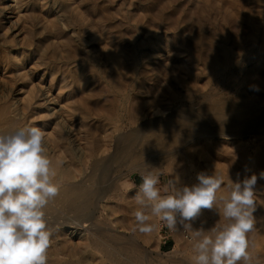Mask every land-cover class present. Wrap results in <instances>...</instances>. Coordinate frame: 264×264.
Returning a JSON list of instances; mask_svg holds the SVG:
<instances>
[{"label":"rangeland","instance_id":"rangeland-1","mask_svg":"<svg viewBox=\"0 0 264 264\" xmlns=\"http://www.w3.org/2000/svg\"><path fill=\"white\" fill-rule=\"evenodd\" d=\"M20 92L36 105L32 121ZM1 106L12 123L0 120V133L31 125L52 135L44 142L56 179L92 173L85 189L95 208L51 201L45 211L61 223L84 219L91 229L73 236L68 225H54L48 262L75 264L98 239L123 264H193L194 242L179 220L173 230L148 213L155 230L138 231L133 197L147 165L161 173V188L169 179L182 188L201 172L220 175L218 195L228 194L229 179L256 174L248 251L252 264H264V0H0ZM166 117L183 126L189 143L131 158L132 138ZM196 129L207 137L194 138ZM222 222L216 208L202 209L192 228ZM90 251L87 264H112L100 249Z\"/></svg>","mask_w":264,"mask_h":264},{"label":"clouds","instance_id":"clouds-1","mask_svg":"<svg viewBox=\"0 0 264 264\" xmlns=\"http://www.w3.org/2000/svg\"><path fill=\"white\" fill-rule=\"evenodd\" d=\"M139 175L142 183L133 197L139 232L155 230L148 213L173 230L179 220L194 242L193 264H252L248 234L255 223L256 174L229 179L227 195H218L224 180L217 174L201 172L198 183L182 188L175 179L158 187L161 173L147 165ZM55 176L40 128L25 125L0 134V264H48L53 231L45 209L60 191ZM212 208L223 222L209 231L193 229L202 209Z\"/></svg>","mask_w":264,"mask_h":264},{"label":"bare ground","instance_id":"bare-ground-1","mask_svg":"<svg viewBox=\"0 0 264 264\" xmlns=\"http://www.w3.org/2000/svg\"><path fill=\"white\" fill-rule=\"evenodd\" d=\"M4 66V65H3ZM12 67V66H11ZM20 72V71H18ZM21 93V92H20ZM20 95V94H19ZM57 97V96H56ZM51 99V98H50ZM54 99V98H52ZM59 99V98H58ZM58 99H54V100H58ZM20 101V104H21V107H23L22 109H24V115L26 118H28V120L32 121L33 117H34V105L32 104V98L27 95V92L26 94L25 93H21V98L19 99ZM222 101V100H221ZM57 102V101H56ZM55 102V103H56ZM213 102V101H212ZM229 102V101H228ZM234 103V102H233ZM206 104V103H205ZM222 104V103H219L218 106ZM236 104V103H235ZM59 105V103H58ZM209 105V104H208ZM241 105V104H240ZM65 106V105H64ZM63 105H60V108H64ZM206 106V105H204ZM211 106V105H209ZM213 106V105H212ZM227 106L229 107V105L227 104ZM231 106L232 103H231ZM245 106V105H244ZM2 107V106H1ZM207 107V106H206ZM237 107L238 104H237ZM236 107V108H237ZM54 108V107H53ZM219 109V107H217ZM226 108V107H225ZM224 108V109H225ZM233 108V107H232ZM247 108V107H246ZM203 109V108H202ZM208 109V108H207ZM216 109V108H215ZM223 109V110H224ZM229 109V108H228ZM231 109V108H230ZM240 109V108H239ZM242 109V108H241ZM6 110H7V107L6 106H3L2 108H0V120H4L6 121L5 123H9L11 124L12 122H10L9 118H8V115L6 113ZM210 110V109H209ZM245 110V109H244ZM221 111V109H220ZM247 111V109H246ZM207 112V111H206ZM214 112V111H213ZM218 112V111H217ZM227 112V111H225ZM234 112V111H233ZM61 113V112H60ZM224 113V112H222ZM228 113V112H227ZM226 113V114H227ZM68 114V112L66 113ZM209 113H207L208 115ZM225 114V113H224ZM232 114V113H231ZM241 114V113H240ZM246 114V113H245ZM11 115V114H10ZM63 115V114H62ZM69 115V114H68ZM229 115V114H228ZM219 116V112L216 113L215 111V114L212 115V119H215L217 118L218 120H220V116ZM225 116V115H224ZM230 116V115H229ZM235 116V115H234ZM248 116V115H247ZM246 116V117H247ZM209 117V116H208ZM221 117H223L221 115ZM226 117V116H225ZM250 117V116H249ZM230 119V117H229ZM171 120V121H170ZM211 120V118H210ZM217 120V121H218ZM240 120V119H239ZM159 121H161L162 123H158ZM3 122V121H2ZM75 122V121H74ZM215 122V121H214ZM16 123V122H15ZM31 123V122H29ZM230 124H232V122H229ZM234 123V121H233ZM48 124V123H47ZM237 124V123H236ZM235 123L234 125H232L231 127L233 126H237ZM225 125H228V122L227 124L225 123ZM42 126V125H41ZM46 126V124L44 125ZM48 126V125H47ZM46 126V127H47ZM240 126V125H239ZM150 127V126H148ZM0 128H1V124H0ZM187 128V127H185ZM236 128V127H235ZM238 128V127H237ZM46 128L45 127H42L41 130L43 131L44 133V139H48L50 137L51 134H48L45 130ZM180 129H183V126H179L178 122L172 118V117H166L165 119H157L153 124H151V128H149V130L147 131H150V134L149 135H144L146 133H144L143 135H140V136H136L134 138H132V141L130 144H127V146L125 147L127 149V152L128 154H132L133 157L131 158H134V157H141L140 155L145 151V150H149L153 147H156L158 149V151H160L159 154H163V153H167L168 155L169 154H173L175 153L177 150H179L180 148L184 147L187 142H188V139L186 138L187 135H184V133L181 132ZM239 129V128H238ZM75 130V133L77 134L78 132H76V129ZM186 130V129H185ZM193 130V129H192ZM200 129H196L193 131V135H194V138L195 137H199L200 136H204V137H207V135L201 130L199 131ZM237 130V129H236ZM146 131V132H147ZM143 132V131H141ZM185 132V131H184ZM74 133V134H75ZM132 133V132H131ZM189 133V132H188ZM192 133V132H191ZM0 134H7V133H0ZM75 134V136H77ZM148 134V132H147ZM192 135V137H193ZM183 136V137H182ZM185 136V137H184ZM52 137V135H51ZM50 137V138H51ZM54 138V137H53ZM203 138V137H202ZM78 139V138H77ZM80 139V138H79ZM193 139V138H192ZM192 139H190L191 141H193ZM55 140V139H54ZM57 141V140H56ZM80 143V142H79ZM189 143V142H188ZM155 149V148H154ZM184 149V148H183ZM182 149V150H183ZM55 150V149H54ZM52 150V151H54ZM58 150V149H57ZM152 150V149H151ZM154 152V151H153ZM152 152V154L154 155V153ZM56 153V152H55ZM156 153V152H155ZM149 154V153H148ZM150 154V155H152ZM143 155V154H142ZM156 155V154H155ZM144 156H148V155H144ZM56 157V156H55ZM52 158V156H51ZM51 161H53V159H51ZM73 161V160H72ZM55 163V161L53 162V164ZM57 164V163H56ZM72 164V163H71ZM96 165V163H95ZM95 165L93 167V169L95 170ZM79 169V168H78ZM77 170V169H76ZM93 170V171H94ZM78 171V170H77ZM76 171V172H77ZM79 172V171H78ZM94 174V173H93ZM72 176V175H71ZM78 177V175H76ZM81 176V175H80ZM71 178H74V177H71ZM92 178V173L91 174H87L83 177H81L79 180H63L60 177H57L54 178V182L59 184L60 185V191H59V194L58 196L52 201V203H56V202H60L61 204H63L64 206H77L79 210H86L88 208H91L92 205L93 207L95 206V203L97 202L96 200H94V198H91L90 201H87L86 197H88V194H87V190L85 189V184H86V181L87 180H91ZM77 179V178H76ZM105 194V193H104ZM103 194V195H104ZM101 195V196H103ZM95 202V203H94ZM51 203V202H50ZM49 203V204H50ZM53 207V206H52ZM51 205H48L47 208L45 209V211H52ZM56 207V206H55ZM61 207V206H60ZM96 207V206H95ZM94 207V208H95ZM54 208V207H53ZM62 209V208H61ZM99 209V208H97ZM91 210V209H90ZM58 211V210H56ZM89 211V209L87 210V212ZM94 211V210H92ZM95 212V211H94ZM50 213V212H49ZM92 213V212H91ZM47 216V215H46ZM48 217V216H47ZM53 218V217H52ZM59 218V217H58ZM68 218V217H67ZM70 218V217H69ZM92 218V217H91ZM48 219V218H47ZM57 218L55 219H48L49 221V227L53 228L54 225L56 224H60V225H68V229H71L72 233H74L73 236H76V235H84L83 233L87 231L90 232L89 228H88V225L86 223H84V219H81V220H70L69 222L65 220H63L64 222H58L56 220ZM66 219V218H64ZM92 220V219H91ZM92 222V221H91ZM65 223V224H64ZM87 225V226H86ZM107 229V228H106ZM109 229V228H108ZM112 229V228H111ZM110 230V229H109ZM108 230V231H109ZM106 231V230H105ZM112 231V230H111ZM111 231H109L111 233ZM118 231V230H117ZM95 233V232H94ZM117 233V232H116ZM115 233V234H116ZM108 234V233H107ZM121 234V233H120ZM90 235V233H89ZM93 235V234H91ZM110 235V234H109ZM125 235V234H124ZM95 236V234H94ZM93 236V237H94ZM117 237V236H116ZM127 238H130L129 236ZM96 239V238H95ZM107 241V240H106ZM129 242V241H128ZM131 242V241H130ZM112 243V242H111ZM82 244V243H81ZM121 244H124V242H122ZM119 244V245H121ZM127 244V243H126ZM115 245V243H114ZM125 245V244H124ZM128 246V245H127ZM131 246V244H130ZM133 246V245H132ZM135 246V245H134ZM86 249L83 250L80 254V256L77 258V261H75V264H87L88 261H89V258L87 256L88 255V252L90 251L91 248H97V249H100L102 252H104V254L108 257V259L110 260V263L112 264H123L122 261L120 260L119 257H117L116 254H114V250H113V253L110 251L111 248L109 243L108 244H105L104 241H101V240H91L90 241V245H86ZM115 247V246H114ZM132 248V247H131ZM135 248V247H134ZM82 249V248H80ZM130 251V250H129ZM91 252V251H90ZM89 252V253H90ZM120 253V252H119ZM49 254V253H48ZM50 255V254H49ZM48 255V257H49ZM93 256V255H92ZM91 258V257H90ZM58 259V260H57ZM69 259V258H68ZM92 259V258H91ZM59 261V257L55 259V261ZM50 261V259H49ZM54 261V260H53ZM52 261V262H53ZM63 261V260H62ZM68 261V260H67ZM52 262H48V263H51L53 264ZM90 262V261H89ZM62 263V262H61ZM67 263V262H66ZM92 263V262H91ZM95 263V262H94ZM55 264V262H54ZM58 264V263H57ZM70 264V263H69ZM125 264V263H124Z\"/></svg>","mask_w":264,"mask_h":264},{"label":"built area","instance_id":"built-area-1","mask_svg":"<svg viewBox=\"0 0 264 264\" xmlns=\"http://www.w3.org/2000/svg\"><path fill=\"white\" fill-rule=\"evenodd\" d=\"M183 236H184V238H186V239H189V237H190L189 233L186 232L185 230L183 231Z\"/></svg>","mask_w":264,"mask_h":264},{"label":"crops","instance_id":"crops-1","mask_svg":"<svg viewBox=\"0 0 264 264\" xmlns=\"http://www.w3.org/2000/svg\"><path fill=\"white\" fill-rule=\"evenodd\" d=\"M167 245L164 246L165 249H169L170 248V244L171 242L169 241V243H166Z\"/></svg>","mask_w":264,"mask_h":264}]
</instances>
